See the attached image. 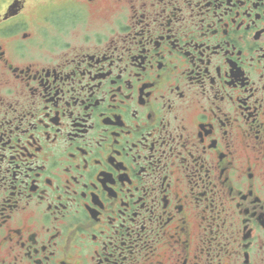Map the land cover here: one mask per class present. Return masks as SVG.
<instances>
[{"label": "flooded vegetation", "instance_id": "af4514ba", "mask_svg": "<svg viewBox=\"0 0 264 264\" xmlns=\"http://www.w3.org/2000/svg\"><path fill=\"white\" fill-rule=\"evenodd\" d=\"M0 264H264V0H0Z\"/></svg>", "mask_w": 264, "mask_h": 264}]
</instances>
